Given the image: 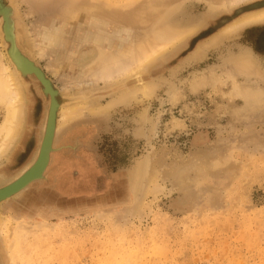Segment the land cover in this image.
<instances>
[{
    "label": "rangeland",
    "instance_id": "rangeland-1",
    "mask_svg": "<svg viewBox=\"0 0 264 264\" xmlns=\"http://www.w3.org/2000/svg\"><path fill=\"white\" fill-rule=\"evenodd\" d=\"M107 1L3 0L16 9L19 45L52 78L54 99L84 112L60 128L53 149L72 166V188L49 167L0 204V264H264V21L203 46L264 0ZM199 20L145 67L141 82L156 84L149 96L133 91L136 75L110 80L88 65L98 43L131 44L164 21ZM197 48L206 54L194 57ZM128 88L134 94L122 100ZM39 101L33 146L19 155L23 136L0 158V186L36 159L49 106Z\"/></svg>",
    "mask_w": 264,
    "mask_h": 264
},
{
    "label": "bare ground",
    "instance_id": "bare-ground-1",
    "mask_svg": "<svg viewBox=\"0 0 264 264\" xmlns=\"http://www.w3.org/2000/svg\"><path fill=\"white\" fill-rule=\"evenodd\" d=\"M135 1H139V0H135ZM97 2H99V1H97ZM109 2L107 1V3H109ZM239 2H241V1L240 0H232L230 3H231V5H234V4L239 3ZM223 5L228 6L230 4L223 3ZM98 6H101V3H98L97 6L95 5L94 9H95V7L99 8ZM105 7H104V9H105ZM87 8H89V6ZM75 9H77V8H75ZM78 9L83 10L85 8L79 7ZM89 9L93 10V5L90 6ZM99 9L101 11L103 8H99ZM106 9H107V7H106ZM115 9H117V8H115ZM87 11H89V10H87ZM94 11H96V10H94ZM108 11L111 12L113 10H108ZM117 11L120 12V10H117ZM12 12L13 11L11 9V12L10 11L6 12V16H4L3 14H2L3 16L0 15V43H1V39H3L5 44H6L5 46L8 49L7 55H5L3 52H0V158L1 159L8 152V150L11 147H13V145L16 142H18V140L25 135L24 129L26 127V124H28L27 123L28 122V120H27L28 111L26 110L27 109V96H26L27 91L32 92L34 95L35 94L42 95L44 97V99H46V101L48 100L49 106H48V108L46 110V114H45L44 128H43L42 136H41L40 141H39V149H38V153L36 155V159L30 165H28L25 168V170L23 172H21L16 178L11 180L7 184L0 186V189L8 186L11 183H14L18 179H20L26 172H28L29 175H32V174L38 172L37 174L40 173L42 176L44 174V172L48 169L50 162L52 160V152H53V149H55L54 145H55V141L57 140L58 131L60 130V128L63 125L70 123V121L73 120L76 116L81 115L84 112V110H83L84 104H82V103H81L82 105L80 103H73L72 104V103L66 101L65 104L62 105V107H60V104L57 103V101L54 99L56 90H55L52 78L47 74V72L43 68L38 66V63H36L35 60L31 58L32 56H29V54L25 50H23V48L19 45V39H21L22 34H21V32L17 26H16V29H18V30L15 29L17 32H15V34H14L13 28L16 25V22L14 23L12 18H11ZM69 13L72 14V11ZM76 13L77 12L73 13L74 16L77 15ZM106 13H107V11H106ZM114 14H116V13H114ZM119 14H118V17L121 15V17H119V18H122L125 16V14L123 16H122V14H120V15ZM134 14H136V13H134ZM110 15H111V13H110ZM130 15H129V17H130ZM115 16H117V14ZM106 17H107V15H106ZM115 18L116 17H114V19ZM131 18H133V16H131ZM133 19H131V20H133ZM259 21H264V9L256 10L253 12L243 14L242 16L238 17L237 19H235L234 21L229 23L228 25L224 26L219 33H217V34H215V36L211 37L213 39L208 40L209 42H205L204 45L203 44H201V45L205 46L206 43L209 44L210 40H211V44H213V45L217 44L218 40L221 41L220 38L223 34L232 33L239 28L245 27L251 23L259 22ZM119 22H120V20H119ZM200 22H201L200 20H199V23L198 22H196V23L190 22L191 24L185 25L182 28H175L171 25V23L164 21V22L160 23V26L158 28H156L152 33H150L146 36H143L140 39V41H138V42H134V43L130 44V43H124V40L120 39L121 40L120 45H114L112 43L110 46L111 48L108 47L105 49L102 48L100 46V44L98 43V46H97L99 48L98 54L88 65L92 68L93 74L95 76L101 75L102 78H107L110 80H112V79L120 80V79H126L129 76L136 75L138 77V80L141 82L143 80L142 74H143L145 67L149 63L154 62L155 60H157L158 58L163 56V54L168 49H170V47L175 46L178 42L182 41L186 37H189L196 30H198V28L202 26V24H201L202 22L201 23ZM212 40H213V42H212ZM210 46L211 45H208L205 48L208 49V47H210ZM38 47H39V49H38L39 52H42L45 49L44 45H39ZM199 50L197 48V51H199ZM202 50L204 52L199 51L200 52V53L198 52L199 54L195 50L196 52H193V56L198 57V56H201L200 54H202V57H203V55H205L206 52L204 49H202ZM93 53H94V51H93ZM40 54H42V53H40ZM246 54H247V52H246ZM5 59H7V61ZM245 59L246 60L244 62V66L246 68H252L253 62L251 61L250 57H247ZM237 65H238V63H237ZM240 65H243V64H240ZM89 66H87V67H89ZM90 67H89V70H91ZM87 69L88 68H85V70H87ZM88 73H90V71ZM214 77H215V75H214ZM220 77H222V76H220ZM153 83H155V82H153ZM153 83H150V82L149 83H147V82L138 83L140 85L136 86V89H133V91H136L135 92L136 94L138 92H141L144 96H149V95H151V93L154 92V90L156 88V84H153ZM199 85H201V83L196 82V84L194 86H199ZM133 91L131 88L124 90L122 95H121V99L122 100H128L129 98H131L133 96V94H134ZM29 98L31 99V97H29ZM50 98L51 99L53 98V99L51 100ZM2 112H3V117L1 116ZM37 123H38V121H37ZM32 126H34V125H32ZM37 143H36V145H37ZM18 167H20V166H18ZM18 167H17V169H18ZM33 181H31V182H33ZM21 182H23V180H21L17 184H20ZM30 183H28L27 185L22 187L19 191L15 192L13 195H18ZM181 185H182V183H181ZM4 192H6V191H4ZM10 197H12V195ZM8 198L9 197H7L6 199H8ZM6 199H4V200H6ZM138 210H140V209H138ZM136 211H137V209H136ZM1 215H3V214H1ZM132 215H133V213H132ZM1 218L2 217H0V225H1V222L3 221V218L2 219ZM4 219H5V217H4ZM5 242L7 244L8 249L10 246L13 245V244L11 245V243H9V242L7 243L6 240H5ZM7 252H9V251H7Z\"/></svg>",
    "mask_w": 264,
    "mask_h": 264
},
{
    "label": "flooded vegetation",
    "instance_id": "flooded-vegetation-1",
    "mask_svg": "<svg viewBox=\"0 0 264 264\" xmlns=\"http://www.w3.org/2000/svg\"><path fill=\"white\" fill-rule=\"evenodd\" d=\"M29 93L31 94V95H29L31 97V99L29 98L30 103H31V107H30V110H29V118H28V122H27L28 123L27 124V131L25 132V135H24V138H23L24 142L22 141L21 144L19 145V147H20L19 151H18L19 155L25 154L27 151H29L30 147L33 146V139L35 137L34 130L36 129V124H37V120H36L35 114L41 108V105H42V103H41L42 101L38 102V100H43V98H44L42 95H37V94L34 95L32 92H29ZM32 125H34V126H32ZM56 155L59 156V161L58 162L55 161L56 160L55 159ZM68 161L69 160L66 158V156L64 154L57 153V152H52V160L50 162L49 167H51V169L53 171V174H54V177H56L58 179L59 184H60V181H59L58 175H62L63 176V181L65 183L64 185L66 186L69 183L71 185V187H70V189H71L72 188V183L70 181L71 178H70V176H69V174L67 172V168L69 169V167H67V165L71 166V164ZM59 163L62 164V165H59ZM59 168L62 170L60 174L57 173ZM60 187L62 189H66V188L62 187L61 184H60Z\"/></svg>",
    "mask_w": 264,
    "mask_h": 264
},
{
    "label": "water",
    "instance_id": "water-1",
    "mask_svg": "<svg viewBox=\"0 0 264 264\" xmlns=\"http://www.w3.org/2000/svg\"><path fill=\"white\" fill-rule=\"evenodd\" d=\"M13 9V22L15 23V21H17V26H18V29H19V23H18V20H17V15H16V9L14 8V6L12 4H4L3 3V0H0V14H3L4 16H6V12L9 9ZM62 99H66L67 102H69L71 100V98H68V97H62ZM38 173V172H37ZM37 173H34L32 175H29L28 172H26L20 179H18L17 181H15L14 183H11L9 184L8 186L6 187H3L0 189V204L16 195H13L15 192L19 191L22 187H24L25 185H27L28 183H30L31 181H33L34 179L37 180V179H40L42 178L41 174H37ZM21 180H23V182H21L20 184H17L19 183ZM34 180V181H35ZM32 183V182H31ZM30 183V184H31ZM29 184V185H30ZM28 185V186H29ZM27 186V187H28ZM25 189V188H24ZM23 189V190H24ZM22 190V191H23ZM6 191V192H4ZM21 191V192H22ZM4 192V193H3ZM12 195V197H10ZM7 197H9L8 199H6ZM6 199V200H4Z\"/></svg>",
    "mask_w": 264,
    "mask_h": 264
}]
</instances>
